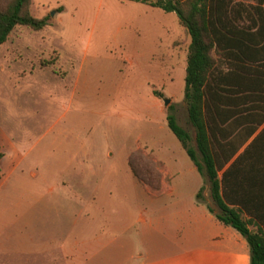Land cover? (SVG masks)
I'll return each mask as SVG.
<instances>
[{
	"label": "rangeland",
	"instance_id": "374dc122",
	"mask_svg": "<svg viewBox=\"0 0 264 264\" xmlns=\"http://www.w3.org/2000/svg\"><path fill=\"white\" fill-rule=\"evenodd\" d=\"M28 11L51 23L17 26L0 46V264H135L171 247L176 204H205L204 189L217 210L166 121L172 110L196 147L186 29L131 0H31ZM252 146L264 148V130ZM140 149L167 164L171 194L154 198L133 175Z\"/></svg>",
	"mask_w": 264,
	"mask_h": 264
},
{
	"label": "trees",
	"instance_id": "16d2710c",
	"mask_svg": "<svg viewBox=\"0 0 264 264\" xmlns=\"http://www.w3.org/2000/svg\"><path fill=\"white\" fill-rule=\"evenodd\" d=\"M131 1L175 14L186 29L190 45L185 100L196 147L172 110L167 125L209 184L217 207L207 204L210 213L245 238L251 264H264V151L247 158L259 136L237 156L264 124V0ZM2 2L0 46L17 26L42 31L51 23L48 16L38 19L29 13L31 0H10L6 6ZM3 156L0 152V162ZM154 159L140 149L131 154L129 166L158 193L165 164ZM203 192L197 199L206 202Z\"/></svg>",
	"mask_w": 264,
	"mask_h": 264
},
{
	"label": "crops",
	"instance_id": "0c3cea01",
	"mask_svg": "<svg viewBox=\"0 0 264 264\" xmlns=\"http://www.w3.org/2000/svg\"><path fill=\"white\" fill-rule=\"evenodd\" d=\"M264 130V124L251 137L248 143L239 151L237 156L243 154L247 147ZM252 148V147H251ZM264 148L249 151L247 158L252 159L263 155ZM166 168L167 164L164 162ZM163 180V190L152 195L158 197L160 194H171L176 185L166 180L170 174L166 170ZM172 178V177H171ZM198 192L195 191L194 195ZM183 204L181 208L180 205ZM205 204L193 201L190 206L185 203L176 204L175 211L166 218V225L172 222L173 230L171 247L160 252L152 253L141 258L135 264H251L250 247L245 238L235 229L225 226L210 213ZM167 210V209H166ZM150 222L143 217L142 221L148 225H154V220L150 217Z\"/></svg>",
	"mask_w": 264,
	"mask_h": 264
},
{
	"label": "water",
	"instance_id": "95a60500",
	"mask_svg": "<svg viewBox=\"0 0 264 264\" xmlns=\"http://www.w3.org/2000/svg\"><path fill=\"white\" fill-rule=\"evenodd\" d=\"M163 101H164V104H165V106H168V105H169V103H170V100H169V99H167V98H166V99H164Z\"/></svg>",
	"mask_w": 264,
	"mask_h": 264
}]
</instances>
